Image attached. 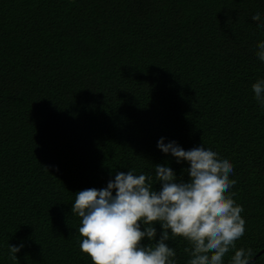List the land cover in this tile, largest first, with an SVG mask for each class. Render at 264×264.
I'll use <instances>...</instances> for the list:
<instances>
[{
    "label": "trees",
    "instance_id": "1",
    "mask_svg": "<svg viewBox=\"0 0 264 264\" xmlns=\"http://www.w3.org/2000/svg\"><path fill=\"white\" fill-rule=\"evenodd\" d=\"M260 40L264 0H0V264H93L75 193L156 164L187 180L160 137L231 161L235 244L264 264ZM166 243L187 264L188 241Z\"/></svg>",
    "mask_w": 264,
    "mask_h": 264
},
{
    "label": "clouds",
    "instance_id": "2",
    "mask_svg": "<svg viewBox=\"0 0 264 264\" xmlns=\"http://www.w3.org/2000/svg\"><path fill=\"white\" fill-rule=\"evenodd\" d=\"M252 19L259 22L261 14ZM254 55L264 63V40L255 44ZM251 91L264 107V78H257ZM156 147L177 164H187V180L177 179L166 164H156L155 181L151 173L127 170L116 172L105 187L77 191L70 211L80 218L81 252L93 264H177L175 250L166 243L171 235L191 245L184 249L187 264H225L230 250L234 254L227 264H252L251 249L235 244L245 221L229 191L235 184L231 161L202 144L185 150L160 137ZM22 246L8 244L9 255L16 259Z\"/></svg>",
    "mask_w": 264,
    "mask_h": 264
}]
</instances>
